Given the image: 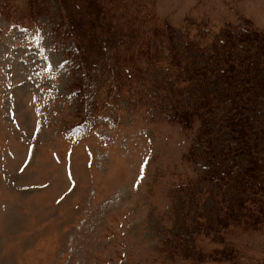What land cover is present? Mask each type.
<instances>
[{
	"label": "rangeland",
	"instance_id": "obj_1",
	"mask_svg": "<svg viewBox=\"0 0 264 264\" xmlns=\"http://www.w3.org/2000/svg\"><path fill=\"white\" fill-rule=\"evenodd\" d=\"M139 2L156 14L158 26L171 25L178 45L194 43L195 63L214 77L209 73L206 84L188 90L214 94L224 114L231 106L229 81L213 43L221 48L227 30L264 37V0ZM59 4L49 0L50 13L41 15L29 0H0V264H230L208 257L224 244L198 218L219 215L221 186L207 180L211 166L204 155L227 141L218 119L210 124L208 144L196 128L185 131L166 119L160 105L173 95L166 101L156 96L167 95L160 80L151 81L161 69L140 81L137 56L117 73L112 68L86 98L73 90L79 71L70 73L68 52L76 46L71 38L57 44L53 31ZM121 27L114 28L117 34ZM113 63L107 56L97 71L104 75ZM252 70L236 77L248 76L256 86L246 106L261 121L264 70L258 79ZM127 72L129 91L113 99L109 79L124 82ZM227 194L224 189L222 202L235 212ZM225 245L240 251L237 264L264 262V221L233 223Z\"/></svg>",
	"mask_w": 264,
	"mask_h": 264
},
{
	"label": "trees",
	"instance_id": "obj_2",
	"mask_svg": "<svg viewBox=\"0 0 264 264\" xmlns=\"http://www.w3.org/2000/svg\"><path fill=\"white\" fill-rule=\"evenodd\" d=\"M58 1L60 10L56 15L60 20L53 26L57 44H65V39L71 38L76 46L68 52L73 62V65H69L70 73L75 75L79 71L76 77L78 83L72 86L73 90L77 89L86 98V94L106 83L112 68L117 73L120 68L133 63V56H137L142 58L140 81H147L144 74L161 69L160 74L151 81L158 85L160 80V90L167 95L156 96L166 101L173 95L167 103L160 105L166 119L180 124L185 131L196 128L197 138L204 137L205 144L211 141L208 138L212 132L210 124L218 119L221 131L228 135L227 141L218 151L206 148L204 155L211 166V171L208 168L207 180L209 183L218 182L221 186L215 195L220 205L217 206L219 215L198 218L204 228L210 227L205 232H209L210 236L213 234L215 240L224 244L223 248L214 250L208 257L216 262L239 263L240 251L225 245V234L233 223L251 227L264 221V120L256 121L258 118L254 107L246 106V102L255 97L256 86L253 83L250 86L251 79L248 76L237 78L236 74L241 75L244 73L241 71L253 68V78L258 79L256 73L264 70V37L254 32L246 36L235 35L227 30L221 37L224 39L221 48L213 43L215 55H220L218 63L221 60L224 76L229 81L227 99L231 102L230 107L228 104L224 107V114H218L217 97L214 94H193L188 90L189 87L206 84L209 73V79L214 77V73L207 71V65L195 63V57L190 54L194 43L187 41L184 47L178 45L171 25L158 26L156 14L148 12L139 0ZM41 3L47 4L49 0H29L36 14H49L50 8L45 5L41 7ZM83 14L87 15L84 19L81 18ZM90 15H95L96 20L91 21ZM119 25L122 27L117 34L114 28ZM107 56L109 59L114 57L116 64L110 65L107 73L101 75L97 65L105 61ZM155 64L160 66L155 68ZM124 77V82L109 79V96L112 95L113 99L129 91L131 75L127 72ZM240 82L248 86L244 85L242 90ZM225 162L231 164L226 165ZM233 164L241 168L235 169ZM224 189L228 193L224 198H229L227 202H234L235 212L226 201L222 202ZM230 189L234 193H229ZM241 214L244 216L239 222Z\"/></svg>",
	"mask_w": 264,
	"mask_h": 264
}]
</instances>
